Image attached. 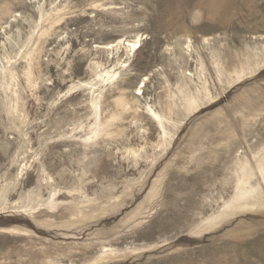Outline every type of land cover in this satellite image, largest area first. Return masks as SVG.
<instances>
[{"label":"rangeland","instance_id":"374dc122","mask_svg":"<svg viewBox=\"0 0 264 264\" xmlns=\"http://www.w3.org/2000/svg\"><path fill=\"white\" fill-rule=\"evenodd\" d=\"M0 264H264V0H0Z\"/></svg>","mask_w":264,"mask_h":264},{"label":"bare ground","instance_id":"6f19581e","mask_svg":"<svg viewBox=\"0 0 264 264\" xmlns=\"http://www.w3.org/2000/svg\"><path fill=\"white\" fill-rule=\"evenodd\" d=\"M127 44L130 46V49H134L136 46L139 45V37H135L131 40H127Z\"/></svg>","mask_w":264,"mask_h":264}]
</instances>
